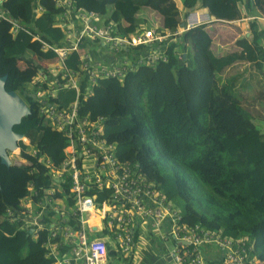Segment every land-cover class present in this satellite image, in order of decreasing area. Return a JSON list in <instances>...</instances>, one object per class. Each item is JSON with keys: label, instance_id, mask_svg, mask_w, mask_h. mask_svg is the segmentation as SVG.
Instances as JSON below:
<instances>
[{"label": "trees", "instance_id": "obj_1", "mask_svg": "<svg viewBox=\"0 0 264 264\" xmlns=\"http://www.w3.org/2000/svg\"><path fill=\"white\" fill-rule=\"evenodd\" d=\"M73 1L78 8L98 9L92 0ZM57 2L0 3L1 9L9 11V19L22 26L12 33L11 23L0 19V76H8V91H18L30 101L31 113L14 130L26 136L39 154L60 163L68 139L40 113L31 88L35 68L32 74L19 69L20 60L31 65L33 60L27 57L37 53L38 58L43 57L38 45L32 43L34 35L50 44L63 42L65 32L58 17L64 8ZM183 4L208 8L217 19L242 18L241 4H246L251 15H264V0H183ZM40 6L44 10L37 13ZM153 10L162 15L160 21L165 28L175 29L181 22L174 0H111L101 13L107 22L117 23L120 32L127 33L145 22L150 25ZM255 23L251 25L253 35L237 40L241 50L223 54L213 50V35L207 23L187 30L171 48L168 61L140 66L123 78H99L93 94L82 103L81 115L92 120L105 116L106 137L117 143L118 157L140 163L141 171L186 219L225 236L253 241L258 256L264 259V130L257 126L254 112L238 94L236 84L242 73L229 78L219 91L216 88V78L239 62H250L257 72L264 73V42ZM188 47L192 49V66L187 63ZM179 51L186 52V57L179 58ZM53 56L50 52L44 54L45 58ZM78 58L77 53L73 54L68 66L78 68ZM75 96L74 89L66 88L57 100L67 106ZM20 145L23 156L35 163L36 159L25 152L27 145ZM26 168L7 166L0 158V264L53 262L46 256L49 230H41L35 238L21 222L11 221L6 214L8 208L20 207L28 195L31 178L40 196L41 186L50 185L43 166L31 176L25 174Z\"/></svg>", "mask_w": 264, "mask_h": 264}, {"label": "built area", "instance_id": "obj_2", "mask_svg": "<svg viewBox=\"0 0 264 264\" xmlns=\"http://www.w3.org/2000/svg\"><path fill=\"white\" fill-rule=\"evenodd\" d=\"M57 5L64 8L58 24L65 37L61 43L50 44L34 35L32 43L43 53V62L38 61L32 85L42 117L67 137L68 145L60 163L39 154L30 140L20 142L27 145L25 152L35 163L23 156L21 145L18 152H9L12 165L28 167L26 175L40 172L43 166V174L50 180L49 186H41L40 196L31 178L20 207L7 209L10 220L21 222L35 238L41 230H49L45 245L52 264L121 262L123 257H133L137 243L143 241L162 250L173 242L166 252L169 264H204L208 246L221 250L225 264H264L252 241L189 221L141 171L140 163L120 159L117 143L106 137L105 116L92 120L81 115L82 103L93 94L99 78H123L140 66L168 61L171 48L196 25L179 22L175 29L165 28L154 16L150 25L145 22L123 33L117 23L107 22L96 9L78 8L73 0H58ZM43 10L40 6L36 12ZM8 14L0 9V19H7L15 33L22 26ZM261 17L264 15H251L249 19ZM48 52L55 56L45 58ZM76 53L79 66L72 68L67 61ZM178 56L183 59L186 52L179 51ZM66 88L76 92L67 106L57 100Z\"/></svg>", "mask_w": 264, "mask_h": 264}, {"label": "rangeland", "instance_id": "obj_3", "mask_svg": "<svg viewBox=\"0 0 264 264\" xmlns=\"http://www.w3.org/2000/svg\"><path fill=\"white\" fill-rule=\"evenodd\" d=\"M92 1L94 2L95 7H98V9L100 10H104V7H106V5L109 4L111 0H92ZM179 2L181 4V8L179 9V21L182 22V26L191 25L194 27L195 25L197 26L203 23H207L208 24L207 28H209V25H212L210 29H213V27L216 28L214 34L212 33L211 30L210 31L213 35L212 48L217 53H222V52L224 53L235 50L237 48L236 45L238 39L244 36L250 37L253 34L251 28L248 26H246L245 28H242L240 26L233 27L232 24L234 23L231 24L227 22L232 20L225 21V19L215 20L213 22L211 21V19L207 17L208 12L205 11L204 9H200L197 7L196 9L195 7L192 8L185 7L183 1L179 0ZM196 10H199L197 15L194 14ZM152 13L160 20L162 19V15L159 12L153 10ZM257 14H258L257 16L263 15L258 12ZM192 17H196V20L193 21ZM259 22L264 27V22L261 21ZM236 23H239V21H237ZM262 32H263L262 40L264 42V31ZM187 50L189 52V59L187 60V63L188 65L192 66L193 65L192 49L191 47H188ZM33 58L34 59L30 66H29L30 62L28 61L26 62H22L21 60L19 61L20 72L22 73L27 72L29 74L30 73L32 74L34 71L33 69L37 68L38 61L43 62V59L38 58V56L35 54L33 55ZM263 71H264V67H263ZM237 72L242 73L244 75L242 78L239 79V81L236 84L238 94L241 97L242 102L247 106H250L249 109L252 112H254V117L256 120L255 123L257 124V126L264 130V73L257 72L256 67L254 65L238 63L236 65H233V67H229V69H227L223 75L222 74L220 75L221 77L216 78L217 91H219L222 88V86H226L228 84V79L234 76ZM31 88H33V86H31ZM221 96L218 97L220 102L223 100V97ZM29 102H30L29 99L26 100V103L28 105L30 104ZM25 140L28 141L29 139L26 137ZM21 157L22 156H18V158L20 159ZM165 245L168 246L167 249L171 248L173 246V242H168ZM213 247L217 249L216 246ZM167 249L162 250V247H159L158 245L153 246L147 243H137L135 248V255L133 257L132 255L123 257L121 261L122 264H169L166 256ZM221 255L223 256L222 252ZM217 258H218L217 262H221L220 264H225L223 261H220L221 258L219 255L217 256ZM205 263L206 262H204V264ZM112 264L115 263L112 262Z\"/></svg>", "mask_w": 264, "mask_h": 264}, {"label": "water", "instance_id": "obj_4", "mask_svg": "<svg viewBox=\"0 0 264 264\" xmlns=\"http://www.w3.org/2000/svg\"><path fill=\"white\" fill-rule=\"evenodd\" d=\"M7 78V75L0 76V158L3 164L11 166L9 152L18 148L24 137L14 126L31 113V108L18 91L6 89Z\"/></svg>", "mask_w": 264, "mask_h": 264}, {"label": "crops", "instance_id": "obj_5", "mask_svg": "<svg viewBox=\"0 0 264 264\" xmlns=\"http://www.w3.org/2000/svg\"><path fill=\"white\" fill-rule=\"evenodd\" d=\"M176 3H177V6H178V8L180 9L181 8V4H180V2H179V0H174ZM181 1H183V0H181ZM2 2V1H1ZM0 2V3H1ZM242 6V8H241V12H242V15H243V17L242 18H240V19H235L234 20V22H233V20L232 21H227V19H225V21H227V22H229V23H234V24H232V26L234 27H242V28H245L246 26H248V27H250L251 28V30H252V23H253V21H256V23L255 24H257L256 25V30H258V33L260 34V36H262L263 35V30H264V27L260 24V22L259 21H261V22H264V17H261V18H256V19H254V20H252V19H249V17L251 16V14L252 13H247V11H246V7L247 6H245L244 4H242L241 5ZM0 9H1V7H0ZM94 9V8H93ZM195 9H196V7H195ZM200 9H204L205 11H206V9L208 10V13H207V17L209 18V19H211V21H215V20H221V19H217L215 16H213V15H211L210 14V12H209V9L208 8H200ZM199 9V10H200ZM96 10H98L99 12H101V10L100 9H96ZM199 10H196V12L194 13L195 15H197L198 14V11ZM253 11V10H252ZM254 13V12H253ZM256 15H258L257 13H255ZM260 16V15H259ZM193 19L195 18V20H196V17H192ZM191 19V18H190ZM246 19H247V21H246ZM237 21H239V23H236ZM243 21H246V22H243ZM224 22V21H223ZM212 25H209V29H210V27H211ZM211 31H212V33L214 34L215 33V30H216V28H214L213 27V29H210ZM12 32V31H11ZM252 32H253V30H252ZM253 35V34H252ZM236 49L235 50H233V51H238V50H241V47L240 46H238V45H236ZM229 52H231V51H229ZM224 53H227V52H224ZM219 54H223V52L222 53H219ZM98 56H99V53H98ZM99 58H100V56H99ZM34 58H27V60H33ZM230 67H232V66H230ZM227 69H229V67H227ZM226 69V70H227ZM226 70H224L221 74L223 75L224 73H225V71ZM234 74V73H233ZM232 74V75H233ZM251 241V240H250ZM253 242V241H252ZM141 243H147V244H150V245H153V246H156V244H152L151 242H146V241H143V242H141ZM254 243V242H253ZM220 256V258H221V260L220 261H223V258H222V255H221V252H220V250L217 248H215V247H213V246H208L206 249H205V264H220L221 262H217L218 260V258H217V256ZM224 262V261H223ZM113 263H115V264H122V261L121 262H119V261H115L114 260V262ZM225 263V262H224Z\"/></svg>", "mask_w": 264, "mask_h": 264}, {"label": "bare ground", "instance_id": "obj_6", "mask_svg": "<svg viewBox=\"0 0 264 264\" xmlns=\"http://www.w3.org/2000/svg\"><path fill=\"white\" fill-rule=\"evenodd\" d=\"M193 21H195V18L193 19ZM22 139H26V136H24ZM18 150V148L15 149V151ZM18 152V151H17Z\"/></svg>", "mask_w": 264, "mask_h": 264}]
</instances>
